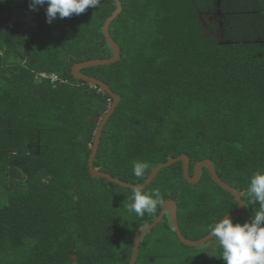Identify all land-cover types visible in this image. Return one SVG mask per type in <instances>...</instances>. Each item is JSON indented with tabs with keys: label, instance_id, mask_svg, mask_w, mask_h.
<instances>
[{
	"label": "trees",
	"instance_id": "1",
	"mask_svg": "<svg viewBox=\"0 0 264 264\" xmlns=\"http://www.w3.org/2000/svg\"><path fill=\"white\" fill-rule=\"evenodd\" d=\"M119 1L122 11L108 31L120 59L81 70L120 97L94 168L136 185L169 159L187 156L190 176L197 162L210 160L244 202L233 223L250 221L259 207L251 202L250 177L264 172V38L229 37L226 24H251L263 11L240 16L242 8H234L227 15L221 5L217 36L218 24L204 16L215 12L212 0ZM29 4L0 0V264H129L137 231L165 200L176 202L180 231L192 241L238 209L205 168L195 185L183 178L181 163L162 169L143 189H159L161 204L142 218L128 210L133 190L90 176L94 134L112 100L75 80L71 68L112 57L102 28L115 2L100 0L51 24L46 5ZM15 11L29 14L32 25L4 26V14ZM42 73L62 82L51 84ZM136 162L146 165L143 177L132 173ZM199 229L203 235L185 236ZM169 236L190 249L167 213L141 239L136 264H192L195 256Z\"/></svg>",
	"mask_w": 264,
	"mask_h": 264
},
{
	"label": "clouds",
	"instance_id": "2",
	"mask_svg": "<svg viewBox=\"0 0 264 264\" xmlns=\"http://www.w3.org/2000/svg\"><path fill=\"white\" fill-rule=\"evenodd\" d=\"M100 0H30V10L46 5L47 22L52 23L57 17L66 18L73 14L84 13L89 7H97ZM146 165L136 162L132 173L136 177H143ZM248 192L252 203L259 204L250 221L233 223L224 217L212 225L210 237H214L222 249L221 258L224 264H264V172L257 171L252 174L249 181ZM129 212L138 217L152 214L161 204L159 189L145 192L141 187H135L129 197Z\"/></svg>",
	"mask_w": 264,
	"mask_h": 264
},
{
	"label": "water",
	"instance_id": "3",
	"mask_svg": "<svg viewBox=\"0 0 264 264\" xmlns=\"http://www.w3.org/2000/svg\"><path fill=\"white\" fill-rule=\"evenodd\" d=\"M114 2H115V10L105 20V22L103 24V28H102L104 38H105L107 44L109 45V47L111 48V50L113 52L112 57L109 59L90 60V61H85L82 63H77V64L73 65L71 68V75L75 80H80V81H83V82L89 84L90 86L98 87L101 92H103L105 95L109 96L112 100V102L109 105L106 113L103 115L102 119L99 121L98 126H97L96 131H95V134H94V140H93V144L91 147V152H90L89 158L87 160V168H88V172H89L90 176H92L93 178L104 179V180H107L110 183L116 184L120 187L133 190L135 187H138V186L145 189L146 187H148L151 184L153 179L156 177V175L162 169L169 168L176 163H181L182 174H183V178L185 179V181L188 184L195 185L200 180V174H201L202 168H205L207 170L210 178L212 179V181L216 185H218L221 189L229 192L234 197V199L236 200V202L238 204V209L235 212L228 214L226 217L230 218L232 221L239 218L243 214V211L245 209V205H244V202L241 198V195L238 193V191L236 189H234L233 187H231L230 185L221 181L218 178V176L215 172V169L213 167V164L210 160H203V161L197 162L193 168V173L190 176L189 175V160H188L187 156L181 155L179 157L169 159L166 163L161 164V165L155 167L154 169H152V171L149 173V175L147 176V178L144 180V182L142 184H136V185L124 183V182L120 181L119 179L113 178L109 174L100 172L94 168L93 161H94L96 153H97V149H98L99 140H100V137L102 134V130H103L104 126L106 125V123L108 122L110 116L114 112L115 108L117 107L118 103L120 102V97L118 95L114 94L112 92V90L106 84H104L103 82H101L95 78H92V77H89V76L83 74L81 72V70L86 69V68H90V67L109 66V65L116 63L120 59V49L117 46V44L112 40V38L109 34V31H108L110 23L122 11L120 1L114 0ZM166 213H168V217H169L171 227L174 230L176 237L181 244L188 246V247H200V246H203L204 244H206L208 241H210L213 238V237H210V233H209L207 236H205L204 238H202L201 240H198V241H189V240L185 239L184 236L182 235L181 231H180V228H179V225L177 222V204H176V202L174 200H165L163 202V204L161 205L160 213L155 218V220L153 222H151L150 224L140 228L137 231L135 238H134L133 251H132V256H131V260H130L129 264H136L138 254H139V246H140L141 239L143 238V236L145 234L150 232L152 229L157 227L162 222Z\"/></svg>",
	"mask_w": 264,
	"mask_h": 264
},
{
	"label": "rangeland",
	"instance_id": "4",
	"mask_svg": "<svg viewBox=\"0 0 264 264\" xmlns=\"http://www.w3.org/2000/svg\"><path fill=\"white\" fill-rule=\"evenodd\" d=\"M210 19L218 23L219 17L216 11L213 13V15H210ZM2 22L4 26H10L15 28L28 27L32 25L30 15L24 11H15L11 13L6 12L4 14ZM3 88L4 87H0L1 93L5 91V89ZM11 96L12 98H19V95L17 94H11ZM204 232L205 229L189 230L186 232L184 231L185 236L189 237L190 239H194L197 236H201ZM169 239L176 247H178L180 252H190L195 256V258L192 260V264H205V262H208L210 264H219V250L221 247L219 246L218 241L214 237L203 246L190 247V249H183L181 246H179V244L175 241L173 237L169 236Z\"/></svg>",
	"mask_w": 264,
	"mask_h": 264
},
{
	"label": "crops",
	"instance_id": "5",
	"mask_svg": "<svg viewBox=\"0 0 264 264\" xmlns=\"http://www.w3.org/2000/svg\"><path fill=\"white\" fill-rule=\"evenodd\" d=\"M213 2V8L215 9L214 11L217 12L219 20L218 23L214 20L210 19V15H213L214 12L210 13V14H205L204 16H206V19L209 22H215L218 24V28H217V36H220L222 33V28H223V23L221 22V18H222V13L220 12V7L222 5V7H226L227 9V15H229V9L230 11L233 10L234 8L238 9V8H242V11L244 13H242V11H240V16H247L249 15V12L246 13V10H260L263 11L262 13H260V16L254 14V19L251 22V24H247L244 23L243 25H240L238 23L232 24V26H229V24H226V27L228 29V35L229 37H232L233 35H240L243 34V37H249L252 36V38L257 37L259 40H261L260 38H264V0H212ZM233 3H235L233 5ZM238 16L235 15V17ZM258 16V17H257ZM257 18H260L262 20H259L257 23Z\"/></svg>",
	"mask_w": 264,
	"mask_h": 264
},
{
	"label": "built area",
	"instance_id": "6",
	"mask_svg": "<svg viewBox=\"0 0 264 264\" xmlns=\"http://www.w3.org/2000/svg\"><path fill=\"white\" fill-rule=\"evenodd\" d=\"M38 77L40 79H47V80H49L51 84H55L57 82H62V81H59V79L57 78V76H55L53 74L52 75H46V74L42 73V74H39Z\"/></svg>",
	"mask_w": 264,
	"mask_h": 264
},
{
	"label": "flooded vegetation",
	"instance_id": "7",
	"mask_svg": "<svg viewBox=\"0 0 264 264\" xmlns=\"http://www.w3.org/2000/svg\"><path fill=\"white\" fill-rule=\"evenodd\" d=\"M167 214V213H166Z\"/></svg>",
	"mask_w": 264,
	"mask_h": 264
}]
</instances>
